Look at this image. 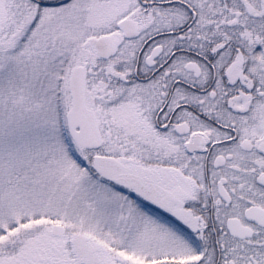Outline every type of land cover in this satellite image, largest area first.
Masks as SVG:
<instances>
[{"label": "snow or ice", "instance_id": "6c2138e0", "mask_svg": "<svg viewBox=\"0 0 264 264\" xmlns=\"http://www.w3.org/2000/svg\"><path fill=\"white\" fill-rule=\"evenodd\" d=\"M0 264H264V0H0Z\"/></svg>", "mask_w": 264, "mask_h": 264}]
</instances>
